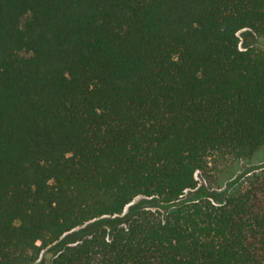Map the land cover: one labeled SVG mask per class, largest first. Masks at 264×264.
Here are the masks:
<instances>
[{
  "label": "trees",
  "instance_id": "16d2710c",
  "mask_svg": "<svg viewBox=\"0 0 264 264\" xmlns=\"http://www.w3.org/2000/svg\"><path fill=\"white\" fill-rule=\"evenodd\" d=\"M244 30L264 0H0V264L138 198L53 264H264V170L201 188L264 148Z\"/></svg>",
  "mask_w": 264,
  "mask_h": 264
},
{
  "label": "rangeland",
  "instance_id": "374dc122",
  "mask_svg": "<svg viewBox=\"0 0 264 264\" xmlns=\"http://www.w3.org/2000/svg\"><path fill=\"white\" fill-rule=\"evenodd\" d=\"M240 39V46L243 50L246 49V46L248 45L261 47L264 50V39L257 37L251 30H244L240 32ZM261 170H264V148L260 149L252 158L242 160L227 170L222 176L219 186L214 191L208 189L209 187L203 182L201 183V188H205L206 194L213 195L216 202H222L227 196L233 194L249 175L255 171L257 172ZM195 195H198V193L193 190L187 193L186 198H191ZM141 200L142 198L136 199L129 207L126 208L124 214L122 215L107 216L75 229L67 237L64 236L61 240L44 250L40 259L34 264H53L55 257L68 245H72L71 242L73 240L78 239L77 242H79L87 237L99 225H108L113 222L119 223L125 217L127 218L128 216H132L133 212H136L138 209L137 207L141 203ZM167 209L168 208L166 207L162 208L163 211H166ZM110 228L113 229L112 225Z\"/></svg>",
  "mask_w": 264,
  "mask_h": 264
},
{
  "label": "built area",
  "instance_id": "2783aa9c",
  "mask_svg": "<svg viewBox=\"0 0 264 264\" xmlns=\"http://www.w3.org/2000/svg\"><path fill=\"white\" fill-rule=\"evenodd\" d=\"M240 48H241V46H240ZM242 49V48H241ZM243 50V49H242ZM245 50V49H244Z\"/></svg>",
  "mask_w": 264,
  "mask_h": 264
}]
</instances>
